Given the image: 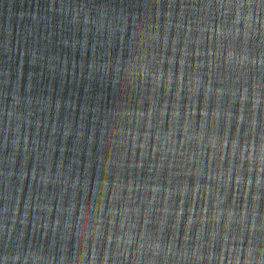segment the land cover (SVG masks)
I'll list each match as a JSON object with an SVG mask.
<instances>
[{"label":"water","instance_id":"1","mask_svg":"<svg viewBox=\"0 0 264 264\" xmlns=\"http://www.w3.org/2000/svg\"><path fill=\"white\" fill-rule=\"evenodd\" d=\"M262 149L264 0H0V264H264Z\"/></svg>","mask_w":264,"mask_h":264},{"label":"clouds","instance_id":"2","mask_svg":"<svg viewBox=\"0 0 264 264\" xmlns=\"http://www.w3.org/2000/svg\"><path fill=\"white\" fill-rule=\"evenodd\" d=\"M155 79L157 80V82H159V80H160L159 75H157V76L155 77ZM214 143H215V142L213 141L212 144L214 145ZM210 146H211V145H210ZM235 148H236V145L233 144V149H235ZM262 156H264V149H262ZM262 163H264V160H262ZM235 264H240V261L237 260V261L235 262ZM244 264H249V262H248L247 259L244 261ZM256 264H260V261L257 260Z\"/></svg>","mask_w":264,"mask_h":264}]
</instances>
